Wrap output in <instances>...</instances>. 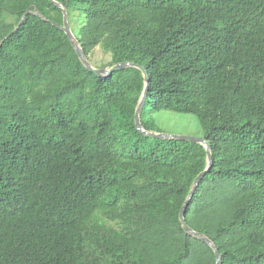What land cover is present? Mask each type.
Returning <instances> with one entry per match:
<instances>
[{"label": "trees", "instance_id": "1", "mask_svg": "<svg viewBox=\"0 0 264 264\" xmlns=\"http://www.w3.org/2000/svg\"><path fill=\"white\" fill-rule=\"evenodd\" d=\"M54 2L88 62L146 70L145 131L199 120L185 221L221 264H264V0ZM62 27L50 0H0V264H215L179 221L205 147L140 134L142 73L96 77Z\"/></svg>", "mask_w": 264, "mask_h": 264}, {"label": "water", "instance_id": "2", "mask_svg": "<svg viewBox=\"0 0 264 264\" xmlns=\"http://www.w3.org/2000/svg\"><path fill=\"white\" fill-rule=\"evenodd\" d=\"M50 2L62 10V13H63V27H62V29L66 33V35H67L71 45L73 46L80 62L83 64V66L86 68V70L88 72L94 74L96 77H110V76H112L113 73L118 72V71H122V70L127 69V68H134V69L139 70L142 73L143 79H144V90H143L142 97H141V100L138 104V107H137L136 112H135V117H134L135 127L139 131L140 134L154 138V139H162V140L174 139V140H180V141H187L190 143L201 144L205 147L206 155H207L206 169L201 174H199V176L195 179L192 190H191L186 202L184 203L182 210L180 211L179 221H180V224L182 226L183 231L186 234H188L192 237H196L198 240L205 243L207 246H209L212 249V251L215 255V264H221V256H220L217 248L206 237L202 236L201 234L194 232L187 225V223L185 221V217H184L185 211H186L189 203L191 202L197 187L199 186L202 179L205 177V175L210 171V169L212 167V156H211L210 145L205 140H203L202 138L195 139V138H190V137H186V136H167V135H163V134H159V133L145 131L142 128L141 123H140V113L143 109V105H144V102L147 98L148 91H149V81L150 80H149V76H148V73L146 72V70L139 65L129 64V63L118 64V65H115V66L108 68V69H106V68H102V69L93 68L90 65V63L88 62L83 51L81 50L80 46L78 45L77 40L74 38V36L71 32L66 11L60 5L55 3L54 0H50ZM27 14H29V11L26 12L24 17ZM24 17L22 18L19 26L16 28L15 31H17L19 29L20 25L23 23ZM2 43H3V41L1 42V44Z\"/></svg>", "mask_w": 264, "mask_h": 264}, {"label": "rangeland", "instance_id": "3", "mask_svg": "<svg viewBox=\"0 0 264 264\" xmlns=\"http://www.w3.org/2000/svg\"><path fill=\"white\" fill-rule=\"evenodd\" d=\"M78 23L72 22V29L75 31L82 25V15L77 13L72 14ZM72 32V31H71ZM111 58L109 55L104 54L100 49L96 48L90 55V65L93 68H110L109 66ZM152 119L155 124V130L159 134L167 136H186L190 138L200 139L202 138V130L200 127L199 120L189 114H175L167 111L159 113H152Z\"/></svg>", "mask_w": 264, "mask_h": 264}]
</instances>
